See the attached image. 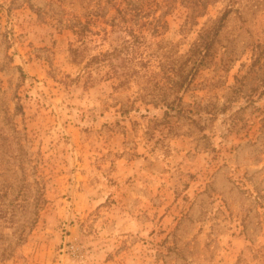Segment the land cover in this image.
Masks as SVG:
<instances>
[{"label": "rangeland", "instance_id": "1", "mask_svg": "<svg viewBox=\"0 0 264 264\" xmlns=\"http://www.w3.org/2000/svg\"><path fill=\"white\" fill-rule=\"evenodd\" d=\"M198 1L0 0V264H264V0Z\"/></svg>", "mask_w": 264, "mask_h": 264}, {"label": "trees", "instance_id": "2", "mask_svg": "<svg viewBox=\"0 0 264 264\" xmlns=\"http://www.w3.org/2000/svg\"><path fill=\"white\" fill-rule=\"evenodd\" d=\"M185 7L189 10V13H188V19H189V18H194V17L203 15V12L205 8L207 7V5L199 4L198 0H186ZM123 14H125V12H123ZM209 32L211 34L210 38H206V34H208ZM216 33H217V30L213 27V25L207 27L206 29H202V31L198 34L197 40L193 44V47H192V49L194 50L192 51L194 52L193 54H195L196 51H200L201 49H204V48L209 49L212 38L216 35ZM131 56L132 58L134 57V59H136L137 56H136L135 50L132 52ZM136 61L138 64H140L143 62H148V59L141 56V53H140Z\"/></svg>", "mask_w": 264, "mask_h": 264}]
</instances>
